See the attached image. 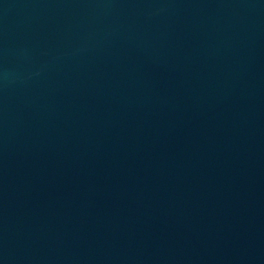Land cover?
<instances>
[{
    "label": "water",
    "instance_id": "water-1",
    "mask_svg": "<svg viewBox=\"0 0 264 264\" xmlns=\"http://www.w3.org/2000/svg\"><path fill=\"white\" fill-rule=\"evenodd\" d=\"M0 264H264V0H0Z\"/></svg>",
    "mask_w": 264,
    "mask_h": 264
}]
</instances>
